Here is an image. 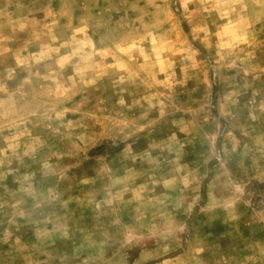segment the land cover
Instances as JSON below:
<instances>
[{"label":"rangeland","instance_id":"obj_1","mask_svg":"<svg viewBox=\"0 0 264 264\" xmlns=\"http://www.w3.org/2000/svg\"><path fill=\"white\" fill-rule=\"evenodd\" d=\"M0 264H264V0H0Z\"/></svg>","mask_w":264,"mask_h":264}]
</instances>
